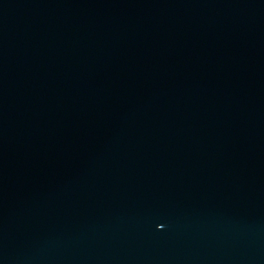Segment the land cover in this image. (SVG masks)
<instances>
[{
  "label": "water",
  "instance_id": "water-1",
  "mask_svg": "<svg viewBox=\"0 0 264 264\" xmlns=\"http://www.w3.org/2000/svg\"><path fill=\"white\" fill-rule=\"evenodd\" d=\"M0 264H264V0H0Z\"/></svg>",
  "mask_w": 264,
  "mask_h": 264
}]
</instances>
